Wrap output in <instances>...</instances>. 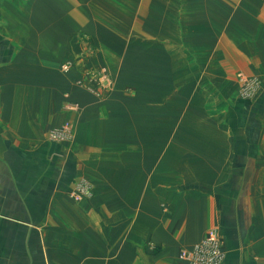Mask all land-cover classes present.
Returning <instances> with one entry per match:
<instances>
[{
	"label": "crops",
	"instance_id": "obj_1",
	"mask_svg": "<svg viewBox=\"0 0 264 264\" xmlns=\"http://www.w3.org/2000/svg\"><path fill=\"white\" fill-rule=\"evenodd\" d=\"M150 1L0 0V264H189L181 254L211 229L222 264H264V112L238 100L224 48L196 47L219 57L182 66L189 73L179 80L190 77L213 110L196 112L185 128L151 134L147 125L136 146L135 114H108L113 97L76 86L86 68L104 64L98 43L127 34L103 29L101 7L114 8L111 21L133 23L135 8L146 9L141 19L153 13ZM160 1L158 16L167 4L179 8L174 16L186 8L181 22L198 31L189 37L229 38L213 24L229 23L230 0ZM227 42L237 55L252 54ZM258 42L254 52L264 56V32ZM87 48H97L95 58ZM86 51L76 73L61 72ZM69 101L79 112L63 110ZM66 123L70 138L52 141Z\"/></svg>",
	"mask_w": 264,
	"mask_h": 264
},
{
	"label": "rangeland",
	"instance_id": "obj_2",
	"mask_svg": "<svg viewBox=\"0 0 264 264\" xmlns=\"http://www.w3.org/2000/svg\"><path fill=\"white\" fill-rule=\"evenodd\" d=\"M150 2L154 3V6L148 8L150 12L153 11L151 16L144 15L141 19L140 11L145 12L146 9L137 7L135 11H138V15L135 16L133 23L127 22L125 16H123L125 21L123 24H119L120 21L115 22L116 19L111 21L109 15L113 13L114 8L101 7L100 13L106 21L102 24L103 29L106 31V24L114 26L118 32L122 27H126L127 34L123 32L124 36L120 37L118 33L115 39L104 37L98 43V51H100L98 54L104 64L98 71L94 68H86L84 70L86 75L75 81L78 88L84 89L88 95L95 98L106 100L113 97L110 100L108 114H135L132 122L134 127L132 139L135 146L139 144L141 131L146 130L147 125L151 134L158 129L185 128V125L191 122V118L193 120L196 117V112L213 110L211 103L199 101L201 99L193 91L195 87L189 85L190 77L186 78V82L179 81L181 77H186L185 74L189 73V70L186 71L182 66L186 65L188 69H191L198 59L213 58L214 60L219 57L199 50L198 54L194 53L195 48L199 46H205L208 50L216 46L219 49L224 48L226 52L224 60L229 63L230 79L236 84L233 89L236 90L238 100L253 102L254 111H259L261 108L264 112V56L254 52L259 45L258 38L262 37L264 32V0H230L229 23L213 24L218 32L225 30L229 33V38L225 36L224 40L210 37L214 36V33L198 39L189 37L190 34H198V31L190 33V27L196 24L181 22L183 19H188L182 12L186 8L181 7L180 14L174 16L169 13L179 8L176 6L171 8L167 4V14L158 16V11L161 12L163 8L157 4L162 1L151 0ZM199 8L203 9L201 6ZM207 9L215 11L221 7L213 5ZM130 27L133 33H130ZM228 40L238 47L248 46L252 54L237 55L231 47H227ZM110 42L111 44H108ZM87 49L93 50V48ZM89 53L91 52L86 51L85 54L76 56L77 60L71 58L62 63L61 72L67 75L71 72L76 73L79 67L77 63L84 64ZM95 55H97V48L92 51L88 60L95 58ZM250 69L254 72H250ZM255 79L260 88H257L248 98L244 92L247 88L244 82ZM174 81H178L177 86H174ZM117 85L121 89L118 90ZM233 89L231 93L234 92ZM234 103L231 98L230 110L235 111ZM75 104L69 101L64 104L63 110L76 114L79 111ZM138 114L151 115L149 120H145V115L143 117ZM157 114H167L166 119L160 120L158 117L161 118V116ZM63 127L54 131L61 130ZM120 139L121 137L116 139L118 144Z\"/></svg>",
	"mask_w": 264,
	"mask_h": 264
},
{
	"label": "built area",
	"instance_id": "obj_3",
	"mask_svg": "<svg viewBox=\"0 0 264 264\" xmlns=\"http://www.w3.org/2000/svg\"><path fill=\"white\" fill-rule=\"evenodd\" d=\"M66 68L67 67H65V69ZM244 86L247 87L244 89V92L248 98L257 88H260L256 79L244 82ZM70 132V125L67 123L61 130L53 131L50 134V139L55 142H63L70 138ZM81 190L85 192L84 189ZM72 198L79 201V192L74 191V193H72ZM224 256L225 254L222 250L220 236L214 229L209 230L204 239L192 250L184 251L181 254V258L186 260L189 264H222Z\"/></svg>",
	"mask_w": 264,
	"mask_h": 264
}]
</instances>
